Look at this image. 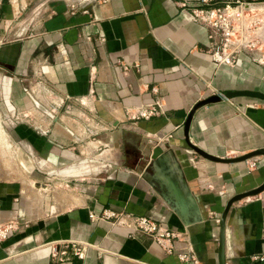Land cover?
I'll use <instances>...</instances> for the list:
<instances>
[{
	"label": "crops",
	"instance_id": "obj_1",
	"mask_svg": "<svg viewBox=\"0 0 264 264\" xmlns=\"http://www.w3.org/2000/svg\"><path fill=\"white\" fill-rule=\"evenodd\" d=\"M70 4L0 0V115L32 116L6 121L25 180L0 174V222L16 223L0 241V264H52L57 254L72 255V243L89 245L74 264H219L221 214L233 195L264 182V155L214 162L189 144L217 157L264 148V100L224 96L264 92V62L245 48L232 65L215 63L206 53L210 29L190 20L200 0H106L87 13ZM34 71L65 99L55 113L25 92L33 91ZM208 84L223 96L194 111L186 141L190 109L214 95ZM156 99L158 114L134 116ZM71 112L95 135L63 114ZM155 145L170 153L174 175L193 196L185 216L147 164ZM29 181L41 186L33 191ZM104 210L160 223L176 235L173 252ZM224 241L225 264H264V189L231 205Z\"/></svg>",
	"mask_w": 264,
	"mask_h": 264
},
{
	"label": "built area",
	"instance_id": "obj_2",
	"mask_svg": "<svg viewBox=\"0 0 264 264\" xmlns=\"http://www.w3.org/2000/svg\"><path fill=\"white\" fill-rule=\"evenodd\" d=\"M106 0H71L70 8L78 9L81 12L87 13L89 7L97 2H105ZM250 2H244L242 0H200V5L193 7L190 10V20L192 22L204 25L210 29L209 38L210 45L206 49V53L210 55L212 60L217 64L232 65L234 63L236 54L238 51L248 47L245 43L239 39L235 33L238 30L239 23L243 19V12L241 9L247 7ZM89 40V37H87ZM99 41L104 43L105 39L100 38ZM250 46V45H249ZM254 53V52H253ZM254 58L258 62H264V55L254 53ZM121 70L126 73L129 68L120 65ZM36 74L33 91H29L25 88V92L31 96L33 102H42L44 106L49 109L51 113H55L60 109L65 99L59 95H56L53 89L48 85L46 75L41 71H34ZM212 94L223 96L218 93L213 87L208 84ZM161 100L156 99L152 103H147L135 107L134 116L149 118L161 111ZM27 117L22 111L16 112L9 118L6 115L1 116L6 121H11L14 124H18ZM81 125V124H79ZM83 133L89 135H95V131L88 125L79 126ZM254 165V162H252ZM103 216L106 218L115 217L119 224L132 225L135 229L142 230L151 236L168 252L172 253V239L176 237L175 233L168 228L162 226L160 223L147 218L146 216H128V215H116L112 211L104 210ZM16 223L12 220L0 222V241L4 240L9 232L16 228ZM72 255L62 256L55 255L52 264H74L73 257L83 258L86 248L89 246L85 243H72ZM181 260H184L187 255L183 252L178 254Z\"/></svg>",
	"mask_w": 264,
	"mask_h": 264
},
{
	"label": "water",
	"instance_id": "obj_3",
	"mask_svg": "<svg viewBox=\"0 0 264 264\" xmlns=\"http://www.w3.org/2000/svg\"><path fill=\"white\" fill-rule=\"evenodd\" d=\"M224 96H225V98H233L235 96H248V97H253L256 99L264 100V92H261L258 90L226 91ZM219 99H220V97L218 95H210L209 97H206V98L198 101L197 103H195L193 105V107L190 109V111H189V113H188V115L184 121V133H185L186 141H188L187 132H188L189 123H190V120H191V117H192L194 111L197 108H199L200 106H203V105L211 103V102L219 101ZM35 104L42 111L47 112V110L42 105H40L38 103H35ZM189 145L196 153H198L199 155L203 156L204 158H206L210 161H214V162L230 163V162L247 160V159L252 158L254 156H257V155H264V148H258V149H255L253 151H250L248 153H245L243 155L236 156V157H217V156H214L210 153H207L206 151H204L201 148H198V147L191 145V144H189ZM145 158L148 159L147 164L152 169L153 176L156 179H160V180L164 179L165 183L170 188L172 194L180 203L182 215L185 216L186 210H185V206L183 207L185 201L188 200L190 202V205L192 208H194L195 204L193 201V196L189 194V192L187 191V189L183 185H181L180 176L177 177L174 175V167L170 162V153L168 151H166L165 149H163L160 145H155L154 147H152L150 153L145 156ZM175 167L178 169L177 165H175ZM263 189H264V182L254 189L233 195L227 201V203L224 207V210L221 214V217H220V231H219V236H218V242H219L218 260H219V264H225V260H224L225 221H226L227 214L231 208V205L234 202H236V201H238L244 197L258 194ZM194 210L196 211V209H194ZM199 220H200L199 217H197V215H196L194 218L189 219L188 222L192 223V222H197ZM186 223H187V221H186Z\"/></svg>",
	"mask_w": 264,
	"mask_h": 264
},
{
	"label": "rangeland",
	"instance_id": "obj_4",
	"mask_svg": "<svg viewBox=\"0 0 264 264\" xmlns=\"http://www.w3.org/2000/svg\"><path fill=\"white\" fill-rule=\"evenodd\" d=\"M250 3L255 4H264V0H254L250 1ZM250 7H244V9H241L243 12V19L239 23L238 30L236 31L235 35L241 39L243 43H245L248 47H250L254 53L262 54L264 55V6H254L251 7L252 10L249 9ZM250 45V46H249ZM71 113H63L66 116H69L73 118L76 123H80L85 126V122L83 119L78 117L75 114ZM3 116V115H2ZM32 116H27V120H30ZM27 120L22 121L23 123H26ZM71 120V119H70ZM4 119L1 118L0 115V174L1 178H5L8 180H17L21 179L19 168L17 166V163L14 159L13 155V146H11L12 140H14L13 134H11V131L13 130V124L11 123H3ZM20 122V123H22ZM12 127V128H11ZM17 178V179H15ZM25 180V179H21ZM23 182V181H22ZM29 183H32L31 189L35 191V187L41 186V184H35L32 181H29Z\"/></svg>",
	"mask_w": 264,
	"mask_h": 264
},
{
	"label": "bare ground",
	"instance_id": "obj_5",
	"mask_svg": "<svg viewBox=\"0 0 264 264\" xmlns=\"http://www.w3.org/2000/svg\"><path fill=\"white\" fill-rule=\"evenodd\" d=\"M248 6L250 7L249 9L252 10L251 7H254V6H264V4H252V5L249 4Z\"/></svg>",
	"mask_w": 264,
	"mask_h": 264
}]
</instances>
